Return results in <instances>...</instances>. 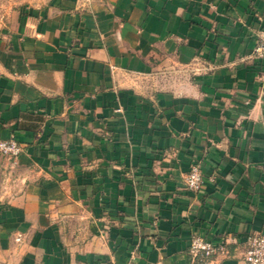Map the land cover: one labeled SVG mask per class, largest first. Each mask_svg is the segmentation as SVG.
Here are the masks:
<instances>
[{"label": "crops", "instance_id": "crops-1", "mask_svg": "<svg viewBox=\"0 0 264 264\" xmlns=\"http://www.w3.org/2000/svg\"><path fill=\"white\" fill-rule=\"evenodd\" d=\"M260 27L264 0H23L0 23L21 148L0 155V264H192L195 236L240 264L264 235Z\"/></svg>", "mask_w": 264, "mask_h": 264}, {"label": "built area", "instance_id": "built-area-1", "mask_svg": "<svg viewBox=\"0 0 264 264\" xmlns=\"http://www.w3.org/2000/svg\"><path fill=\"white\" fill-rule=\"evenodd\" d=\"M250 59H264V28H258L256 32V43ZM118 111V110H117ZM21 152L20 145L13 139L0 140V155L13 164ZM182 182L186 190L197 193L203 183V173L198 162H193L188 172L183 175ZM225 253V248L221 245L215 246L210 241L195 236L190 240L188 255L192 264H208L217 254ZM240 264H264V235H248L245 241L244 255Z\"/></svg>", "mask_w": 264, "mask_h": 264}, {"label": "rangeland", "instance_id": "rangeland-1", "mask_svg": "<svg viewBox=\"0 0 264 264\" xmlns=\"http://www.w3.org/2000/svg\"><path fill=\"white\" fill-rule=\"evenodd\" d=\"M23 0H0V23H4L9 15L16 11Z\"/></svg>", "mask_w": 264, "mask_h": 264}]
</instances>
